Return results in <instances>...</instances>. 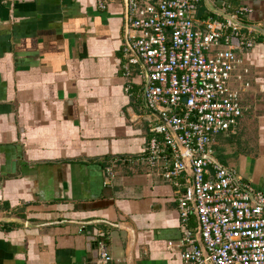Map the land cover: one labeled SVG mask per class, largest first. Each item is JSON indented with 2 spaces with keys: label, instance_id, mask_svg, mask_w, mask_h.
I'll return each instance as SVG.
<instances>
[{
  "label": "crops",
  "instance_id": "obj_1",
  "mask_svg": "<svg viewBox=\"0 0 264 264\" xmlns=\"http://www.w3.org/2000/svg\"><path fill=\"white\" fill-rule=\"evenodd\" d=\"M209 2L220 12L248 8L241 24L264 30V0ZM125 16L123 0L104 10L95 0L0 1V218L15 220L0 222V264H97L99 241L118 264H183V175L178 190L161 169L129 162L146 153L154 119L145 70L123 57ZM207 18L222 17L200 0L194 19ZM256 32L253 47L238 52L232 83L238 88V75L249 85L243 117L211 151L264 192V36ZM188 229L198 243L195 213Z\"/></svg>",
  "mask_w": 264,
  "mask_h": 264
},
{
  "label": "built area",
  "instance_id": "obj_2",
  "mask_svg": "<svg viewBox=\"0 0 264 264\" xmlns=\"http://www.w3.org/2000/svg\"><path fill=\"white\" fill-rule=\"evenodd\" d=\"M110 1L95 4L104 10ZM199 2L127 0L123 57L145 70L144 101L154 119L146 153L129 162L161 169L163 180L178 190L183 175L177 198L183 264H264V192L211 151L213 139L235 135L243 117L240 94L249 85L238 75V88L232 83L241 65L238 52L253 47L257 32L226 18L196 21ZM224 12L241 23L250 10L226 5ZM107 174L110 181L111 168ZM192 213L206 256L188 229ZM97 247V264H118L102 241Z\"/></svg>",
  "mask_w": 264,
  "mask_h": 264
},
{
  "label": "water",
  "instance_id": "obj_3",
  "mask_svg": "<svg viewBox=\"0 0 264 264\" xmlns=\"http://www.w3.org/2000/svg\"><path fill=\"white\" fill-rule=\"evenodd\" d=\"M123 1H124V6H125V12L127 13V0H123ZM204 2H205L206 6H207V8H208L209 10H211L212 12L217 13V14H218L219 16H221L222 18L229 19V20L233 21V23H235V24H237V25H239V26L245 27V28H246V27L253 28L254 30H256V31H258V32H260V33H262L263 36H264V30H263V29H259V28H255V27H251V26H244V25L241 24L240 22H238V21L232 19L229 15H227V14H225V13H223V12H220V11L216 10L215 8H213V6H212V4L209 2V0H204ZM125 18H126V16H125ZM184 101H185V100H184ZM187 171L190 172L189 168H187ZM0 222H10V223H11V222H15V220H13V219L6 220V219H4V218H0ZM80 224L84 225V223H80ZM198 243H199V246H200L201 249H202L203 254L206 256V251L204 250V248H203V246H202V243H201V240H200V234H198ZM208 264H210V263H208Z\"/></svg>",
  "mask_w": 264,
  "mask_h": 264
},
{
  "label": "rangeland",
  "instance_id": "obj_4",
  "mask_svg": "<svg viewBox=\"0 0 264 264\" xmlns=\"http://www.w3.org/2000/svg\"><path fill=\"white\" fill-rule=\"evenodd\" d=\"M223 13H225V12H223ZM226 14V13H225ZM230 136V135H229ZM217 158H218V160H220V161H224L225 160V158L222 160L220 157H218L217 156ZM224 162H226V161H224Z\"/></svg>",
  "mask_w": 264,
  "mask_h": 264
},
{
  "label": "trees",
  "instance_id": "obj_5",
  "mask_svg": "<svg viewBox=\"0 0 264 264\" xmlns=\"http://www.w3.org/2000/svg\"><path fill=\"white\" fill-rule=\"evenodd\" d=\"M241 19H242V18H241ZM241 19H240V20H241ZM217 136H218V135H217ZM228 136H229V135H228Z\"/></svg>",
  "mask_w": 264,
  "mask_h": 264
}]
</instances>
